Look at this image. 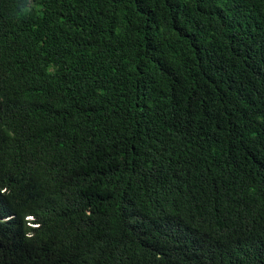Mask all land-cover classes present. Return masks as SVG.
<instances>
[{"label": "trees", "instance_id": "trees-1", "mask_svg": "<svg viewBox=\"0 0 264 264\" xmlns=\"http://www.w3.org/2000/svg\"><path fill=\"white\" fill-rule=\"evenodd\" d=\"M0 190V264H264V0H0Z\"/></svg>", "mask_w": 264, "mask_h": 264}, {"label": "clouds", "instance_id": "clouds-1", "mask_svg": "<svg viewBox=\"0 0 264 264\" xmlns=\"http://www.w3.org/2000/svg\"><path fill=\"white\" fill-rule=\"evenodd\" d=\"M0 191H2V190H0ZM24 218H25V219H32V216H31V215H27V216H25Z\"/></svg>", "mask_w": 264, "mask_h": 264}]
</instances>
